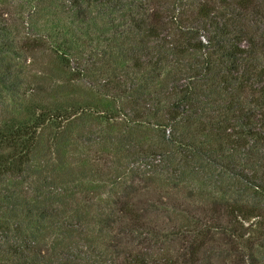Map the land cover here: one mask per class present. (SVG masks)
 <instances>
[{"label":"rangeland","instance_id":"obj_1","mask_svg":"<svg viewBox=\"0 0 264 264\" xmlns=\"http://www.w3.org/2000/svg\"><path fill=\"white\" fill-rule=\"evenodd\" d=\"M70 1L0 0V42L7 44L0 47V58L11 63L14 72L8 85L0 87V125L42 108L64 110L62 118L38 128L23 173L0 176L6 196L0 222H19L33 232L43 264H115L123 262L129 250L181 260L190 222L197 218L203 225L206 220L200 206L224 194L207 179L176 182L170 170L176 162L160 171L145 164L138 152L161 139L156 125L139 121L143 102L139 92L129 89L147 83V98L159 87L150 67L133 63L135 56L139 62L147 59L142 39L149 56L156 44L135 26L143 21L145 29L155 25L152 15L166 14L171 1L110 0L84 8L85 13L76 12ZM210 1L223 9L222 0ZM252 19L250 31L264 35V16ZM163 24L169 42L178 38V29ZM33 40L40 43L26 48ZM195 57L186 54L174 61L169 56L162 68L165 83L170 84L172 72L181 76ZM168 70L173 71L164 74ZM159 99L158 105L150 102L147 121L157 122L151 117L157 108L158 121L165 118L172 100L162 95ZM124 200L137 201L144 227L125 229ZM12 204V210L6 207ZM27 206L46 208L48 215L41 218V210L34 209L27 217ZM122 232L137 239L129 243L121 239ZM211 246L201 254L202 263L234 257L233 248L218 235Z\"/></svg>","mask_w":264,"mask_h":264},{"label":"trees","instance_id":"obj_2","mask_svg":"<svg viewBox=\"0 0 264 264\" xmlns=\"http://www.w3.org/2000/svg\"><path fill=\"white\" fill-rule=\"evenodd\" d=\"M106 1L110 0H71L70 6L85 13L84 8ZM170 1L166 14L152 15L155 25L145 29L143 21L135 26L143 30V35L153 37L156 44L149 56L142 39L141 49L147 59L139 62L135 56L133 63L139 68L150 67L151 78L157 79L159 87L154 97L147 98V83L138 90L132 86L129 89L139 92L143 102L139 121L156 125L161 139L140 147L138 152L145 164L160 171L176 162L170 169L176 182L207 179L219 185L224 197L200 206L206 220L203 225L197 218L190 222L192 228L188 229L181 260L170 256L156 259L129 250L124 261L115 264H264V35L249 27L255 15L264 16V0H222L223 9L210 0L190 4L185 0ZM163 23L178 29V38L169 42L163 36L168 35L167 30L162 33ZM2 37L5 38L3 34ZM0 43V47L7 46ZM39 43L33 40L25 46L31 48ZM193 53L195 59L181 76H177L179 71L164 73L172 72V80L166 84L162 68L170 58L176 61ZM60 59L69 64L63 54ZM4 60L0 58V87H6L14 77L12 64L2 63ZM161 95L172 100L165 118L158 121L161 116L157 108L151 114L157 122L147 121L144 117L151 109L150 102L153 99L158 105ZM42 109L25 119L10 118L0 125V176L22 174L31 160L38 128L46 121L55 122L64 112L60 107ZM2 191L0 187V210L4 207L2 199H6ZM120 205L125 229L144 227L146 223L135 209L137 201L124 200ZM14 206L6 205L10 210ZM27 207V217L34 209L41 210V218L48 215L46 208ZM216 235L233 248L234 257L202 263L201 254L207 246L212 250ZM121 239L133 243L137 238L123 233ZM43 257L33 232L25 231L19 222H0V264H43Z\"/></svg>","mask_w":264,"mask_h":264}]
</instances>
